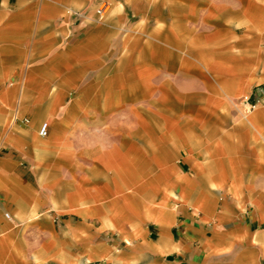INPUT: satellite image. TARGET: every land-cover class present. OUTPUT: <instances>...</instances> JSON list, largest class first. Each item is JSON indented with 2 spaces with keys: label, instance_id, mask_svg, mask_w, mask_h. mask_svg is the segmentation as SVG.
Returning a JSON list of instances; mask_svg holds the SVG:
<instances>
[{
  "label": "crops",
  "instance_id": "0c3cea01",
  "mask_svg": "<svg viewBox=\"0 0 264 264\" xmlns=\"http://www.w3.org/2000/svg\"><path fill=\"white\" fill-rule=\"evenodd\" d=\"M89 263L264 264V0H0V264Z\"/></svg>",
  "mask_w": 264,
  "mask_h": 264
},
{
  "label": "built area",
  "instance_id": "2783aa9c",
  "mask_svg": "<svg viewBox=\"0 0 264 264\" xmlns=\"http://www.w3.org/2000/svg\"><path fill=\"white\" fill-rule=\"evenodd\" d=\"M40 134L42 136H46L48 134V124L47 123H44L42 126H41V129H40ZM89 264H94V263H89ZM99 264V263H97Z\"/></svg>",
  "mask_w": 264,
  "mask_h": 264
}]
</instances>
